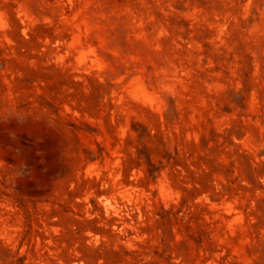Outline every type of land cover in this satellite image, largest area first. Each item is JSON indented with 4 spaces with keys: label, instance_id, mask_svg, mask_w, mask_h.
I'll return each instance as SVG.
<instances>
[{
    "label": "rangeland",
    "instance_id": "obj_1",
    "mask_svg": "<svg viewBox=\"0 0 264 264\" xmlns=\"http://www.w3.org/2000/svg\"><path fill=\"white\" fill-rule=\"evenodd\" d=\"M0 264H264V0H0Z\"/></svg>",
    "mask_w": 264,
    "mask_h": 264
}]
</instances>
